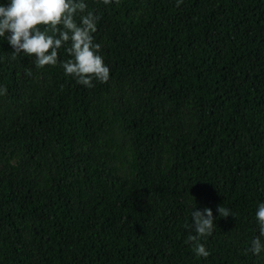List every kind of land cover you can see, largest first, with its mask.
<instances>
[{"label":"trees","instance_id":"1","mask_svg":"<svg viewBox=\"0 0 264 264\" xmlns=\"http://www.w3.org/2000/svg\"><path fill=\"white\" fill-rule=\"evenodd\" d=\"M85 2L107 82L0 37V264H264V0Z\"/></svg>","mask_w":264,"mask_h":264},{"label":"clouds","instance_id":"2","mask_svg":"<svg viewBox=\"0 0 264 264\" xmlns=\"http://www.w3.org/2000/svg\"><path fill=\"white\" fill-rule=\"evenodd\" d=\"M112 0H103L108 5ZM118 3L119 0H116ZM182 0H177V7ZM77 17L79 18L77 20ZM100 17L88 10L85 0H9L0 5V37L6 36L13 47L12 59L21 53L35 57V65L44 67L56 65L58 52L65 48L71 57L62 62L65 74L73 77L78 84L93 87V80L107 82L110 69L100 55L101 45L94 42V33ZM6 87L0 88V95L6 94ZM221 217L232 215L229 209L218 206ZM191 224L185 228L194 231L187 237L198 256L207 258L209 252L201 239L211 236L214 230V217L210 208L194 210ZM259 235L251 243L249 251L259 255L264 251V203L258 205L255 213Z\"/></svg>","mask_w":264,"mask_h":264}]
</instances>
